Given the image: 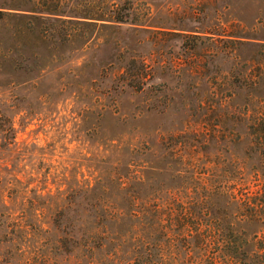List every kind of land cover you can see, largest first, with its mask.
Listing matches in <instances>:
<instances>
[{"label":"rangeland","instance_id":"1","mask_svg":"<svg viewBox=\"0 0 264 264\" xmlns=\"http://www.w3.org/2000/svg\"><path fill=\"white\" fill-rule=\"evenodd\" d=\"M60 1L77 7L73 20L96 21V26L69 25L68 40L52 50L55 62L48 80L14 81L21 86L18 106L23 109L13 119L17 145L0 157L13 163L8 162L7 168L16 180L8 184L13 190L3 197L14 198L15 213L26 207L29 215L34 192L41 187L35 175L22 176L15 167L14 158L23 146H27L28 166H36L39 155L52 164L55 181L47 182L52 191L56 185L66 189L77 180L93 183L105 164L100 158L115 160L111 148L104 149L121 139L131 145L145 142L159 153L167 135L182 133L199 157L207 155L212 162L255 161L250 149L263 146L258 138L264 129V0ZM120 15L135 23L110 25L89 18ZM229 33H247L248 38L238 37L242 43L236 41L235 50H226L222 34ZM133 57L146 62L143 81H126L128 74L121 75L120 66ZM59 75L62 80L55 81ZM7 82L13 81H0ZM127 82L142 84L143 89L135 91ZM209 97L230 102L222 109ZM182 99L192 105L189 111L179 107ZM146 159L155 167L169 160L156 155ZM262 169L253 177L247 166L244 180L251 187L262 184ZM161 181L149 174L140 192L149 194ZM3 212L7 208H0V216ZM14 217H18L15 223L20 222L19 216ZM20 225L6 228L7 238L0 236V264L9 259L11 264H33L36 253L48 252L32 245Z\"/></svg>","mask_w":264,"mask_h":264},{"label":"trees","instance_id":"2","mask_svg":"<svg viewBox=\"0 0 264 264\" xmlns=\"http://www.w3.org/2000/svg\"><path fill=\"white\" fill-rule=\"evenodd\" d=\"M76 9L60 0H0V81H13L0 83V154L17 145L13 119L23 109L18 106L21 86L14 81L48 80L55 62L52 50L68 40L69 25L96 26V21L73 20L78 16ZM89 18L110 25L135 23L123 15ZM222 35L230 51L235 50L236 41L242 43L238 37L248 38L247 33ZM119 70L122 76L128 74L126 81H143L148 73L143 57L131 58ZM61 80V75L55 78ZM127 84L135 91L143 89L142 84ZM209 100L222 109L230 102L227 98ZM191 106L185 99L180 101L182 111ZM262 130L258 139L263 146L250 149L255 151V161L244 165L199 157L182 133L167 135L159 153L145 142L131 145L117 139L104 149L111 148L115 160L100 158L105 164L93 183L72 181L66 189L56 185L55 191L47 186L49 178L54 183L56 177L52 164L39 155L36 166H28L27 146H23L14 158L15 167L22 176L35 175L41 187L34 192L31 213L27 214L26 207L15 213L14 198L7 195L10 199L6 201L3 193L13 190L8 184L16 177L7 168L9 159L0 157V208H7L0 216V236L7 238L10 231L5 229L21 224V233L32 245L48 251L36 253L33 264H56L58 260L75 264L81 260L84 264H264V182L251 187L243 177L247 166L253 177L263 171ZM118 155L125 156L126 162ZM148 155L169 160L155 167L148 164ZM149 174L163 181L143 195L140 191ZM14 216L20 222L15 223L18 217ZM6 255L10 258L9 249ZM9 260L6 264H11Z\"/></svg>","mask_w":264,"mask_h":264}]
</instances>
